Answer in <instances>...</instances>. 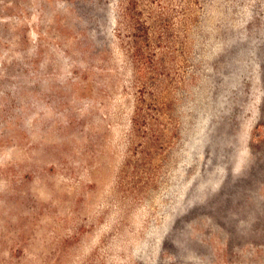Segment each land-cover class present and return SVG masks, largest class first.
Here are the masks:
<instances>
[{
    "label": "rangeland",
    "instance_id": "obj_1",
    "mask_svg": "<svg viewBox=\"0 0 264 264\" xmlns=\"http://www.w3.org/2000/svg\"><path fill=\"white\" fill-rule=\"evenodd\" d=\"M0 264H264V0H0Z\"/></svg>",
    "mask_w": 264,
    "mask_h": 264
}]
</instances>
